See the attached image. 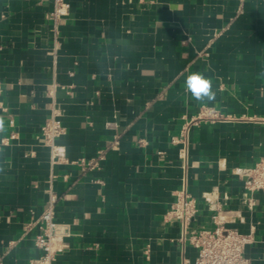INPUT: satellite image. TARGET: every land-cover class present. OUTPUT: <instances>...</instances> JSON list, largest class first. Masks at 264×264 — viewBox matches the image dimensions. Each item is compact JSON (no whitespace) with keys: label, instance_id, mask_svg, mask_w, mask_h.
I'll list each match as a JSON object with an SVG mask.
<instances>
[{"label":"crops","instance_id":"1","mask_svg":"<svg viewBox=\"0 0 264 264\" xmlns=\"http://www.w3.org/2000/svg\"><path fill=\"white\" fill-rule=\"evenodd\" d=\"M65 1L55 39L52 0H0V264H38L36 230L22 228L49 194L67 229L52 264H194L165 220L183 186L192 228L219 214L252 230L244 254L264 264V194L240 176L264 158V0ZM194 72L213 99L186 91ZM53 105L64 128L54 164L40 139ZM201 108L227 119L191 129L183 169L171 139ZM99 152L97 168L82 165Z\"/></svg>","mask_w":264,"mask_h":264},{"label":"built area","instance_id":"2","mask_svg":"<svg viewBox=\"0 0 264 264\" xmlns=\"http://www.w3.org/2000/svg\"><path fill=\"white\" fill-rule=\"evenodd\" d=\"M52 10L46 18L52 23L53 32L56 39L60 21L67 16L69 4L65 0H52ZM62 112L56 106H51L50 115L40 128V139L42 144L50 152L51 162L54 164L58 159V151L55 139L64 133L61 124ZM218 110L214 108H201L199 112L190 117L182 118L178 135L171 139V143L178 147V158L185 169L187 161L188 138L191 129L202 122H216L226 120ZM1 144H6V140H1ZM116 140L112 145H116ZM103 160V155L99 152L96 158L87 162L82 161V165L90 169L97 168L99 162ZM240 176L246 179V189L250 192H261L264 194V158L259 159L249 170H242ZM213 194H205L204 199L210 207L213 206ZM55 197L49 194L48 202L44 210L26 224L23 225V235L36 230L33 235V245L41 251L38 264H52L55 256L54 242L67 235V229L54 220ZM254 205L252 199H248L247 207L250 209ZM197 215L196 200L192 198L184 189V186L175 194L174 202L165 214V220L176 223L179 226L180 243H187L193 248L197 257L194 264H251L245 256L244 249L253 241L252 230L249 234H240L234 229L223 226L219 219V214L212 217L215 227L212 229L192 228L191 224Z\"/></svg>","mask_w":264,"mask_h":264},{"label":"clouds","instance_id":"3","mask_svg":"<svg viewBox=\"0 0 264 264\" xmlns=\"http://www.w3.org/2000/svg\"><path fill=\"white\" fill-rule=\"evenodd\" d=\"M185 87L186 91L190 92L196 100H202L205 97L209 100L214 98L210 80L206 79L199 72H194L186 78Z\"/></svg>","mask_w":264,"mask_h":264}]
</instances>
